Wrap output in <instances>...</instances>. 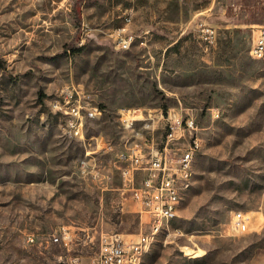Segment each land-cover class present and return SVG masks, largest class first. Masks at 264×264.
<instances>
[{"label":"rangeland","instance_id":"obj_1","mask_svg":"<svg viewBox=\"0 0 264 264\" xmlns=\"http://www.w3.org/2000/svg\"><path fill=\"white\" fill-rule=\"evenodd\" d=\"M127 15L137 38L124 50L114 33ZM258 24L264 0H0V264H91L103 235L149 231L121 189L117 152L142 126L124 127L125 110L154 124L161 111L188 112L202 145L178 216L138 264H264ZM64 90L102 109L81 138L52 107ZM236 210L253 216L244 233L232 230ZM63 229L67 245L48 241Z\"/></svg>","mask_w":264,"mask_h":264},{"label":"built area","instance_id":"obj_2","mask_svg":"<svg viewBox=\"0 0 264 264\" xmlns=\"http://www.w3.org/2000/svg\"><path fill=\"white\" fill-rule=\"evenodd\" d=\"M126 26L119 27L114 33L117 46L127 50L137 38L129 31L128 25L131 16L125 17ZM207 39L214 38L215 31L210 27L204 28ZM264 39V24H258L252 31V45L250 55L261 53ZM78 92V91H76ZM72 90H64L58 98L53 101L52 107L66 119V130L75 137L81 138L84 134L87 119L98 117L102 109L98 104L82 102L81 99L73 97ZM215 116H219L218 109H212ZM158 118V117H157ZM153 117L142 114L140 110H125L121 121L124 127L135 130V123L142 122L140 132L131 134V141L124 150L117 152L120 175L122 178V192L126 198L136 205V211L140 220L144 223L146 230L136 234L111 233L101 238L100 250L91 259V264H136L143 252L149 246V238L155 234L159 220L166 218L172 209L179 189L185 185V168L187 159L197 155L200 151L201 136L199 125L195 117L188 112H160L157 123L152 122ZM96 141L98 148L111 150L110 143ZM89 153V152H88ZM88 160L82 159L80 163L81 172L84 177L98 179L100 171L93 169ZM253 223L250 212L236 210L231 217L232 230L244 233L249 230ZM69 233L66 229L61 234H53L49 240L53 243L64 242ZM28 242H35L34 233L27 235ZM79 256L72 257L69 261L78 263Z\"/></svg>","mask_w":264,"mask_h":264},{"label":"bare ground","instance_id":"obj_3","mask_svg":"<svg viewBox=\"0 0 264 264\" xmlns=\"http://www.w3.org/2000/svg\"><path fill=\"white\" fill-rule=\"evenodd\" d=\"M252 56H254L255 58H258V59H264V39H263V46L261 48V53H254ZM193 162H194V155H192L191 159H187L186 168H185V179H186L185 185L179 189V194L177 195L175 202H172V209H175V212H168L166 214V218H161V220H159L158 226H157V228H155V234L154 235H156L162 227H164L165 225H168L170 220H172L178 216L179 207H180L183 195L190 188L191 183H192ZM154 235H152V237H154ZM151 238H149V243H150ZM140 260H141V258H140ZM140 260L137 261L136 264H138L140 262Z\"/></svg>","mask_w":264,"mask_h":264}]
</instances>
